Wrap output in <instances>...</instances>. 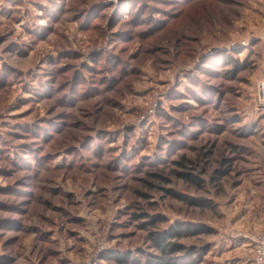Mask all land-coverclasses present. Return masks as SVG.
Segmentation results:
<instances>
[{
	"label": "rangeland",
	"instance_id": "rangeland-1",
	"mask_svg": "<svg viewBox=\"0 0 264 264\" xmlns=\"http://www.w3.org/2000/svg\"><path fill=\"white\" fill-rule=\"evenodd\" d=\"M263 77L264 0H0V264H132L139 213L209 229L194 264L257 231Z\"/></svg>",
	"mask_w": 264,
	"mask_h": 264
},
{
	"label": "trees",
	"instance_id": "trees-1",
	"mask_svg": "<svg viewBox=\"0 0 264 264\" xmlns=\"http://www.w3.org/2000/svg\"><path fill=\"white\" fill-rule=\"evenodd\" d=\"M100 56V55H99ZM96 62L97 58H93ZM217 62L222 65H231L233 71L241 69V66L235 62L227 53L218 56ZM114 59L111 64L116 63ZM100 72L101 69H100ZM181 164V163H180ZM222 167H217L214 173L210 176V180L216 181L225 176L229 172V164L225 160H221ZM178 177L195 186H202L200 179L186 171L175 172ZM158 176V175H155ZM170 196L178 197L190 205L197 204L193 199L179 196L177 193L170 191ZM136 218L143 220L138 226L141 229L147 230V239L149 246L154 250L151 253L140 251L137 257H130L129 253L124 255L108 256L119 262H127L132 264H194L201 256L193 245H186L181 242L182 239L209 231L203 225H192L182 221H175L169 224L166 228L158 229L156 226L159 223L165 222L167 219L161 214L148 215L147 213H139ZM106 258V257H105Z\"/></svg>",
	"mask_w": 264,
	"mask_h": 264
},
{
	"label": "crops",
	"instance_id": "crops-1",
	"mask_svg": "<svg viewBox=\"0 0 264 264\" xmlns=\"http://www.w3.org/2000/svg\"><path fill=\"white\" fill-rule=\"evenodd\" d=\"M260 220L261 221H258L256 224L253 223L252 227H254L255 230L264 227V217L260 218ZM249 234L250 233L246 231L243 232L242 236H231V239H227L226 237L224 241H217L211 244L210 250L217 249V251L215 254L213 253L214 251H209V254L213 253V257L209 261V264H254L252 260L251 243L247 237Z\"/></svg>",
	"mask_w": 264,
	"mask_h": 264
},
{
	"label": "built area",
	"instance_id": "built-area-1",
	"mask_svg": "<svg viewBox=\"0 0 264 264\" xmlns=\"http://www.w3.org/2000/svg\"><path fill=\"white\" fill-rule=\"evenodd\" d=\"M256 102L264 106V77L259 81L256 92ZM252 247L254 264H264V227L247 236Z\"/></svg>",
	"mask_w": 264,
	"mask_h": 264
}]
</instances>
